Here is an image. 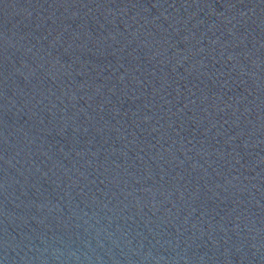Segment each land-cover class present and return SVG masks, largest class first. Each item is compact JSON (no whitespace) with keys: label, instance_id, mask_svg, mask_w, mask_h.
Listing matches in <instances>:
<instances>
[{"label":"water","instance_id":"1","mask_svg":"<svg viewBox=\"0 0 264 264\" xmlns=\"http://www.w3.org/2000/svg\"><path fill=\"white\" fill-rule=\"evenodd\" d=\"M0 264H264V0H0Z\"/></svg>","mask_w":264,"mask_h":264}]
</instances>
